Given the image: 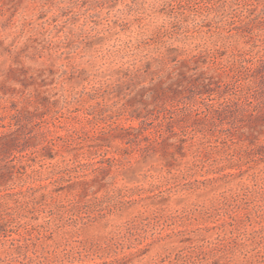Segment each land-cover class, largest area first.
Returning <instances> with one entry per match:
<instances>
[{"label": "rangeland", "instance_id": "obj_1", "mask_svg": "<svg viewBox=\"0 0 264 264\" xmlns=\"http://www.w3.org/2000/svg\"><path fill=\"white\" fill-rule=\"evenodd\" d=\"M0 264H264V0H0Z\"/></svg>", "mask_w": 264, "mask_h": 264}]
</instances>
